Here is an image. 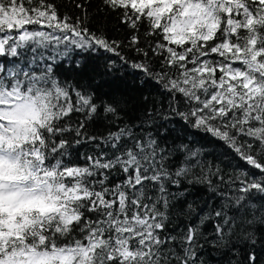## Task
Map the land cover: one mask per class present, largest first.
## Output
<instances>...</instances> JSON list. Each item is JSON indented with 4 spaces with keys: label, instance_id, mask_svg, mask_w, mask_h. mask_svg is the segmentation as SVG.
I'll use <instances>...</instances> for the list:
<instances>
[{
    "label": "snow or ice",
    "instance_id": "6c2138e0",
    "mask_svg": "<svg viewBox=\"0 0 264 264\" xmlns=\"http://www.w3.org/2000/svg\"><path fill=\"white\" fill-rule=\"evenodd\" d=\"M89 9L0 0V57L20 60L0 63V264H212L209 249L216 264H264V0ZM77 50L138 71L167 110L129 123L120 99L58 79ZM175 118L247 167L226 178L202 147L162 141ZM197 186L203 203L187 199Z\"/></svg>",
    "mask_w": 264,
    "mask_h": 264
},
{
    "label": "trees",
    "instance_id": "16d2710c",
    "mask_svg": "<svg viewBox=\"0 0 264 264\" xmlns=\"http://www.w3.org/2000/svg\"><path fill=\"white\" fill-rule=\"evenodd\" d=\"M57 2H62V0H57ZM99 4L100 0H91V9L89 11L94 10ZM104 12H107V9H104ZM100 19H104L102 14ZM115 21V14L109 13L106 17V23L112 25ZM107 31L110 36L118 39L123 38L127 34L123 28H121L119 34L113 32L111 27ZM31 55L33 53L30 50H24L25 67L27 66V59ZM110 57L116 59V57L103 51L89 56L77 50L72 53L71 60L65 59L56 66V76L58 79L72 83L86 92L95 93L98 100L109 101L112 97L120 99L124 109L122 113L123 119L129 123L139 124L140 118L147 108L159 107L161 111L167 110L166 98L152 81L146 80L144 84H141V73L128 66L120 65L118 60L117 67L109 71L106 65ZM77 61H86V63L82 62L80 67L77 68L75 66ZM14 62L19 63V58L0 57V63H3L6 68ZM34 70L38 72L39 68L34 67ZM145 97H148L147 101H145ZM160 123L168 128L167 135L160 137L162 141L170 144L187 143L190 147L196 148L202 147L204 150L202 159L209 164L218 165L223 170L226 178L230 174L235 175L237 168L247 167L223 144L209 135L189 128L179 118ZM94 127L101 131L103 130L99 124L94 125ZM176 159L179 160V157ZM201 197L206 198L205 189L197 186L187 199L201 200V203H203ZM216 203H219V201L217 200ZM210 253L211 250H207L206 259H209L212 264H216V257Z\"/></svg>",
    "mask_w": 264,
    "mask_h": 264
}]
</instances>
